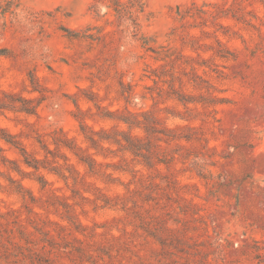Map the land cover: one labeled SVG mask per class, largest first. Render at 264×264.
Here are the masks:
<instances>
[{
    "label": "rangeland",
    "instance_id": "obj_1",
    "mask_svg": "<svg viewBox=\"0 0 264 264\" xmlns=\"http://www.w3.org/2000/svg\"><path fill=\"white\" fill-rule=\"evenodd\" d=\"M99 1L0 0V264H264V0ZM143 112L154 168L81 132Z\"/></svg>",
    "mask_w": 264,
    "mask_h": 264
},
{
    "label": "trees",
    "instance_id": "obj_2",
    "mask_svg": "<svg viewBox=\"0 0 264 264\" xmlns=\"http://www.w3.org/2000/svg\"><path fill=\"white\" fill-rule=\"evenodd\" d=\"M109 1V8L113 11V14L117 16L119 19H125L131 21L133 24L135 23V16H139L145 12V3L143 0H105ZM101 1L95 0V3L92 5V8L98 9ZM3 107H0L2 109ZM143 117V119H140ZM104 119H114L113 115H104ZM120 122H123L129 126L130 131L128 132H119L116 135H109L104 131L97 132L93 127H90L86 122L80 121L81 132L85 138V141L89 144L91 148H94L96 151L101 152L107 150L105 148V144H114L118 145L121 151L131 153L135 158L141 160L145 166L148 168L156 167L157 163H163L161 159H157V163L154 161L153 156L158 154L159 145L153 138L156 140L163 141L160 135L168 136L166 133V129H161L160 121L152 116L150 113H131L128 117H124L120 119ZM134 129L142 130L146 135V142L141 139L132 136L131 131ZM118 136H121L118 137ZM175 138V137H173ZM171 137L168 136L167 140H170ZM0 140H5L9 144H13L17 147L15 143L11 140L7 139V137H1ZM58 147L68 148L71 152L77 156L79 161L85 164L89 171L94 173L97 166V161L93 156L81 155V148L77 149L72 145V142L68 139L64 141L56 142ZM21 154L24 156V162L29 166L34 168L36 171L40 169V161L38 159H30L29 154L21 149ZM18 172L24 174L22 170L18 169ZM40 183L43 187L46 186V181L41 176L38 177ZM22 187V186H21Z\"/></svg>",
    "mask_w": 264,
    "mask_h": 264
}]
</instances>
